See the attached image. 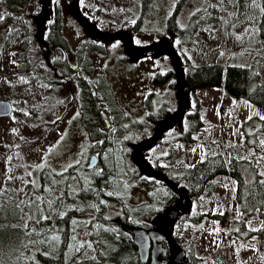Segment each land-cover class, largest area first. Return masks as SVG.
<instances>
[{
    "label": "rangeland",
    "instance_id": "374dc122",
    "mask_svg": "<svg viewBox=\"0 0 264 264\" xmlns=\"http://www.w3.org/2000/svg\"><path fill=\"white\" fill-rule=\"evenodd\" d=\"M131 1L81 0V10L104 33H115L123 27L130 30L136 20L143 17L141 31L133 34L136 49L174 40L181 54L195 67L219 64L223 59L226 63L237 64L244 59L248 65L256 66L264 84L261 0H255V3L253 0H186L180 7L178 0H168L166 3L159 2L155 11L146 12L144 16L138 4ZM42 4V0H35L29 8V15L23 17L33 29L32 45L37 50L35 57L42 60L39 71L46 74L56 89L36 83L25 90L22 98L16 96L17 112L13 117L0 118V194L8 181L24 194L29 184L38 191L40 183L45 180L43 174H48L51 182H54L55 176L72 167L88 165L90 149L96 144L91 138L96 122L91 113L93 100L100 108L103 124L113 123V114L117 112L124 118L122 126L127 129L131 141L143 144L157 136L163 124L157 119L164 116V110L173 112L175 116L182 107L177 94L175 60L168 49L136 58L132 63L125 40L102 41L86 51L95 68V75L84 80L80 68L74 72L76 75L73 79H66V66L58 60L62 58L77 65L76 59L56 53L46 56L44 50H39L42 44L38 37L43 36L40 26L44 13ZM58 5L64 13V34L72 48L83 47L91 38L88 30L75 17L73 0H54L46 14L44 29L49 15L54 17ZM175 14L177 18L171 24V29L169 20ZM13 16L7 0H0V85L4 86L22 82L17 77V70L12 67L17 61L15 56L19 53V47L7 53L3 51L8 32L13 29L7 28L13 25L11 20L16 19ZM4 18L11 20L3 21ZM175 30L179 32L180 35L175 34L179 37L172 34ZM226 58L230 59L227 61ZM170 72L173 74L170 75ZM99 75L110 86L103 84V88H93L91 84L94 80L101 85L97 79ZM158 75L164 77L161 82L155 81ZM84 89L90 94V104L83 101ZM7 91L10 90L4 92ZM223 91V88L197 91L207 127L199 132L196 144L192 146L179 140L184 122L179 124L177 131L169 128L167 142L149 150V160L146 161L149 169H153L156 163L164 167L193 166L208 154L219 151L225 153L227 161L233 155L240 159L248 157L241 127L253 116L264 117V110L233 97L223 99ZM3 96L9 95H0V100L6 99ZM9 101L14 104L13 100ZM110 101L113 104L117 101L118 107L116 104L114 109ZM130 162V169L133 170L132 158ZM235 187V183L226 177L211 183L203 201L206 210L210 214L227 212L251 230L264 228V218L260 214L248 220L239 216ZM134 192L132 204L136 206L147 201L150 189L140 186ZM121 206L113 202L104 209L108 223L119 222L123 218ZM154 206L161 209V206ZM238 227L222 228L208 221L206 228L192 227L188 231V236H184V247L188 249L191 243L195 244L202 258L201 264H264L263 238L248 236L247 239V234L246 238L237 236L235 230Z\"/></svg>",
    "mask_w": 264,
    "mask_h": 264
},
{
    "label": "trees",
    "instance_id": "16d2710c",
    "mask_svg": "<svg viewBox=\"0 0 264 264\" xmlns=\"http://www.w3.org/2000/svg\"><path fill=\"white\" fill-rule=\"evenodd\" d=\"M53 1L51 0L48 11L52 8ZM167 1L132 0L131 2L138 4L144 16L146 12L155 11L159 2ZM185 1L178 0V6L180 7ZM42 2L43 12L47 0ZM34 3L35 0H7L8 9L16 19H3V21L11 20L13 24L7 28L13 27L3 44V51L7 53L19 47V53L15 56L17 61L15 60L16 63L12 67L17 70V77L22 82L12 83L11 86L0 85V95L8 93L9 96L3 97L8 101L13 100L14 106H16V96L22 98L25 90L36 83L47 84L50 88L56 89L46 74L39 71V63L42 60L35 57L37 50H34L32 45L33 29L23 17L29 15V8ZM261 6L264 8V0H261ZM49 16L44 24L45 29L41 28L44 39L38 37L39 43L42 44L39 50H44L46 56L56 53L58 56L64 54L76 59L77 65L62 58L58 60L66 66L64 69L66 79H73L76 75L74 72H78L80 68L87 79L93 77L96 71L86 51L93 49L94 44L100 42L90 40L83 47L73 49L64 34L62 8L56 6L54 17ZM176 18L175 14L169 20L171 29H173L171 24ZM142 24H144L143 17L136 20L135 26L129 32L132 34L140 32ZM261 29L264 35V12H262ZM118 31H126V29L123 27ZM172 34L179 32L175 30ZM174 44L185 64L186 84L192 106L190 113L185 117V126L180 132L182 136H179V140L188 146L195 145L197 135L207 127L197 91L223 88V99L233 97L264 110V84L256 66L248 65L244 59L237 64L226 63L223 59L219 64L195 67L181 54L176 42ZM172 74L173 72H170V75ZM97 79L101 85L94 80L91 84L93 88L96 86L103 88V84L105 87L109 85L107 80V83L104 82L103 76L99 75ZM163 79V76L158 75L155 81L161 82ZM6 90L10 91L4 92ZM82 95L83 101L90 104V94L86 89L82 90ZM110 103L115 109L117 101L114 104L112 101ZM91 110L96 121L91 131V138L96 144L90 149V153L100 154L99 164L93 172H88L87 166L80 168L78 164L67 172L55 176L54 182H51L48 174H43L45 180L40 183L38 191L29 184L24 194L20 193L11 181L6 183L7 186L0 194V264H144L139 260L132 235L125 229L152 230V221L162 216L171 205L179 202L180 196L159 178L142 175L134 161L133 170L130 169L133 146L139 142L133 143L127 136V129L122 126L124 118L115 112L114 122L103 124L100 119V108L97 107L95 100L91 101ZM164 113L162 118L157 119L158 121L166 120L173 115V112L166 110ZM241 129L245 137L244 148L248 152V157L244 159L233 155L227 161L225 153L219 151L208 154L203 161L193 166L164 167L156 163L153 169L166 175L177 188L186 190L194 199V206L186 216L184 225L177 224L178 228L176 227L178 232L174 238L183 248L185 231L192 230V227L207 226L208 220L200 209L199 201L207 193L210 184L218 178H230L235 183V201L239 216L248 220L260 214L264 218V184L259 183L260 180H264V176L260 175L264 172V159H261L264 157V146L259 143L264 140V119L258 116L252 117L242 125ZM166 138L167 134L160 144L165 142ZM147 155V153L143 154L148 161ZM140 186L150 189V192L147 193L146 202L134 206L132 194L135 188ZM102 199L122 205L124 216L119 222L108 223L109 220L103 214L104 210L102 211L104 209ZM154 204L161 206V209L155 208ZM229 219L231 228L235 229V226H239L235 230L237 236L246 238L247 234V239L248 236L250 238L258 236L264 240V228L251 230L235 216L230 218L228 213L216 214L212 217V221L220 223L221 227H225ZM163 244L165 250L161 264H169L173 250L167 242ZM187 252L186 264H201L202 258L198 255L195 244L191 243Z\"/></svg>",
    "mask_w": 264,
    "mask_h": 264
},
{
    "label": "water",
    "instance_id": "95a60500",
    "mask_svg": "<svg viewBox=\"0 0 264 264\" xmlns=\"http://www.w3.org/2000/svg\"><path fill=\"white\" fill-rule=\"evenodd\" d=\"M80 2L81 0H73V12L76 19L88 30L89 36L94 42H115L119 40H125L127 52L129 56L132 57V63H134L133 61L136 58L147 56L149 54L166 49L171 52L175 60L178 84L177 94L182 107L177 115L171 116L164 120L163 124L159 128V132L156 137H153V139H151L148 143L133 146L134 153L132 154V160L138 165L142 175L159 178L164 183H166L174 193L178 194L179 196H184L185 199L183 203H174L170 208L166 210V212L162 216L157 217L153 221L154 229L146 231L143 229L127 228L125 230L132 235L134 244L138 251L139 260L142 263L161 264V257L165 250L163 242L167 241L170 244L171 248L174 250V253L169 259V264H182L186 257V252L180 247L174 236L171 234L170 231H172L173 228H169L167 220L170 218L174 221L181 215H188L192 210L193 199L190 197L189 193L186 190L177 188L176 185L171 180H169L166 175L159 171L149 169L143 154L154 148L163 139L164 134L169 127L178 126L183 121L185 115L192 109L191 100L189 98L190 92L186 84L185 64L179 52L175 48L174 40H166L149 47L136 49L134 45L133 34L131 32H101L96 24L92 23L84 16L83 12L81 11ZM50 5L51 0H47V4L44 6V13L42 18L43 20H41L42 30L44 29L43 23ZM14 110V106L10 101H0V118L11 117L14 114ZM98 158V156L92 157L90 168L96 167ZM104 204H107V202L105 201Z\"/></svg>",
    "mask_w": 264,
    "mask_h": 264
},
{
    "label": "flooded vegetation",
    "instance_id": "af4514ba",
    "mask_svg": "<svg viewBox=\"0 0 264 264\" xmlns=\"http://www.w3.org/2000/svg\"><path fill=\"white\" fill-rule=\"evenodd\" d=\"M66 56V55H65ZM67 58L69 57H73V56H66ZM167 142V141H166ZM94 155H96V156H98L99 157V160H100V154L99 153H90V158H89V163H88V165H87V169H88V172L89 171H94L96 168H97V166H98V164H99V162H97V165H96V167L95 168H90V161H91V158L94 156ZM137 192V190L134 192V194ZM206 195V194H205ZM184 196H180V200H179V203H183L184 202ZM204 199H205V196H203L201 199H200V201H199V204H200V209H201V211L204 213V214H206V219L208 220V221H212V217L214 216V215H216V214H218V213H216V214H210L207 210H206V207L204 206L205 204L203 203V201H204ZM103 200V202L104 201H107V205L105 206V207H107L111 202L110 201H108V200H106V199H102ZM194 203L195 202H193V205H194ZM172 206V205H171ZM170 206V207H171ZM169 207V208H170ZM121 209H122V212H123V208H122V206H121ZM168 209V208H167ZM166 209V210H167ZM104 209H102V211H103ZM165 213V212H164ZM163 213V214H164ZM227 212H224V213H219L220 215H224V214H226ZM186 216L187 215H181V216H179L176 220H171L170 218L167 220V224H168V226H169V228L170 227H172L173 228V230L172 231H170L171 232V234L173 235V236H176L177 235V232H178V225L177 224H182V225H184V223H185V220H186ZM106 217V216H105ZM207 221V222H208ZM212 222H216V221H212ZM217 224H219V226L221 227V224L220 223H218V222H216ZM177 227V228H176ZM207 227V226H206ZM205 227V228H206ZM169 228H168V230H169ZM206 230V229H205ZM188 231H185V236L187 237L188 236ZM165 242H167V241H165ZM164 242V243H165ZM168 243V242H167ZM169 244V243H168ZM169 246H170V244H169ZM170 248H171V246H170ZM182 249L186 252V257H185V262H183L182 264H186L187 263V260H188V257H187V251H188V249L186 248V247H182ZM173 250V249H172ZM174 253V250L172 251V254ZM171 254V255H172ZM171 257V256H170Z\"/></svg>",
    "mask_w": 264,
    "mask_h": 264
},
{
    "label": "snow or ice",
    "instance_id": "6c2138e0",
    "mask_svg": "<svg viewBox=\"0 0 264 264\" xmlns=\"http://www.w3.org/2000/svg\"><path fill=\"white\" fill-rule=\"evenodd\" d=\"M253 3H255V0H253ZM261 11L264 12V8H262ZM137 43H139V41H137ZM249 118H251V117H249ZM261 119H264V117H261ZM259 143L262 146H264V140H261ZM244 158H246V157H242V159H244ZM261 159H264V157H261ZM260 175L264 176V172H261ZM259 183L264 184V180H260ZM109 195H111V194H109ZM253 230H255V229H253ZM54 239H58V238H54Z\"/></svg>",
    "mask_w": 264,
    "mask_h": 264
}]
</instances>
